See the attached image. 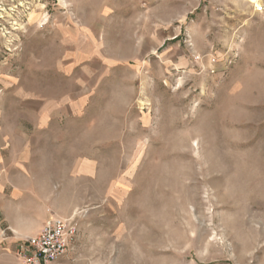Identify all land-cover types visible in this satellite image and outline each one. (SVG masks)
<instances>
[{"label":"rangeland","instance_id":"374dc122","mask_svg":"<svg viewBox=\"0 0 264 264\" xmlns=\"http://www.w3.org/2000/svg\"><path fill=\"white\" fill-rule=\"evenodd\" d=\"M0 122L59 151L47 264H264V0H0Z\"/></svg>","mask_w":264,"mask_h":264},{"label":"crops","instance_id":"0c3cea01","mask_svg":"<svg viewBox=\"0 0 264 264\" xmlns=\"http://www.w3.org/2000/svg\"><path fill=\"white\" fill-rule=\"evenodd\" d=\"M23 111L27 126L30 124L34 130L44 133L58 126L56 117L64 113L63 109L51 108L40 96L25 100ZM15 127H12L14 131L3 130V122H0V264H16L13 241L42 230L46 223L45 211L41 215L36 214V217L31 209L45 210L46 193L50 198L55 181L44 178L61 175L60 158L56 155L59 151L54 150L47 156L35 153L27 145L28 133L19 129L20 126ZM7 136L10 138L7 139ZM15 137L19 138L14 141ZM20 137L22 145L17 146ZM33 220L34 230L30 227Z\"/></svg>","mask_w":264,"mask_h":264},{"label":"built area","instance_id":"2783aa9c","mask_svg":"<svg viewBox=\"0 0 264 264\" xmlns=\"http://www.w3.org/2000/svg\"><path fill=\"white\" fill-rule=\"evenodd\" d=\"M194 59L200 62L203 56L198 53L194 55ZM209 61L214 65L216 58L211 55ZM77 235L78 226L74 218L54 215L46 221L38 234L31 235L18 244L17 256L23 260V264L53 262L69 249Z\"/></svg>","mask_w":264,"mask_h":264},{"label":"bare ground","instance_id":"6f19581e","mask_svg":"<svg viewBox=\"0 0 264 264\" xmlns=\"http://www.w3.org/2000/svg\"><path fill=\"white\" fill-rule=\"evenodd\" d=\"M252 1L257 2V0H252Z\"/></svg>","mask_w":264,"mask_h":264}]
</instances>
